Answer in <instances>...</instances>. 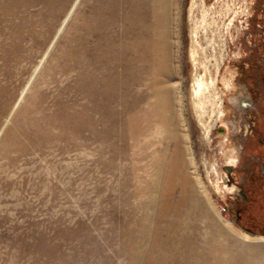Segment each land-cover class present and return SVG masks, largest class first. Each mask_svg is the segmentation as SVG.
I'll list each match as a JSON object with an SVG mask.
<instances>
[{
  "label": "rangeland",
  "instance_id": "obj_1",
  "mask_svg": "<svg viewBox=\"0 0 264 264\" xmlns=\"http://www.w3.org/2000/svg\"><path fill=\"white\" fill-rule=\"evenodd\" d=\"M252 2L173 0L171 66L163 79L174 117L169 131L177 136L171 148L176 141L181 145L183 159L190 162L187 172L196 181L193 187L204 195L201 230L207 229L208 236L211 226L219 225L262 241L264 234L237 222L228 206L234 189L225 181L229 161L235 157L229 135L235 124L230 102L235 101L237 62L251 42L247 21ZM204 6L206 22L193 37ZM196 39L204 45L213 39L215 49L196 51ZM204 64L217 82L196 97V77L204 74ZM7 68L11 66L0 58V87L8 82L2 74ZM134 89L139 93L141 84L136 83ZM25 108L12 121L5 117L0 123V166L5 167L0 173V264H143L152 232L143 224L142 206L149 197L144 192L147 177L139 161L142 157L134 154L137 149L132 145L127 149L113 138L101 141L100 124L80 133L74 121L65 127L60 140H43L44 134L37 131L41 129L26 122ZM144 108L146 104L129 115L119 108V113L128 116L111 117L124 126L128 117L133 124L131 134L140 144L155 135L160 123L152 114L145 119ZM31 110L36 113L34 107ZM90 116L100 119L95 113ZM32 133L37 134L31 137ZM52 133L59 132L53 129ZM21 146L28 151L17 153ZM114 146L128 158L117 157L110 163ZM213 167L217 170L211 171Z\"/></svg>",
  "mask_w": 264,
  "mask_h": 264
},
{
  "label": "bare ground",
  "instance_id": "obj_2",
  "mask_svg": "<svg viewBox=\"0 0 264 264\" xmlns=\"http://www.w3.org/2000/svg\"><path fill=\"white\" fill-rule=\"evenodd\" d=\"M172 3L0 0V58L11 66L2 73L8 82L0 87V123L5 117L12 121L26 107V122L41 129L37 131L44 134L43 140H60L65 127L74 121L80 133L100 124L101 141L113 138L127 149L134 146L147 177L144 192L149 199L142 206L143 224L152 232L143 264H264V240L230 233L219 225L211 226L208 236L207 229L201 230L204 195L193 187L196 181L187 172L190 162L183 159L181 145L176 141L171 148L177 136L169 131L174 117L163 76L169 75L171 66ZM202 9L204 16L193 27V37L206 22L207 10ZM213 42L210 39L204 45L196 39L193 47L207 53L215 49ZM216 82L204 64V74L196 77L195 96ZM136 83L141 84L139 93ZM79 96L85 101L80 102ZM142 104L147 105L145 119L152 114L160 123L155 135L140 144L131 134L133 124L128 117L125 126L111 117L125 118ZM119 108L128 115L119 113ZM53 129L59 133H52ZM22 147L17 153L28 151ZM110 149V163L117 157L128 158L119 146ZM3 172L5 167L0 166Z\"/></svg>",
  "mask_w": 264,
  "mask_h": 264
},
{
  "label": "flooded vegetation",
  "instance_id": "obj_3",
  "mask_svg": "<svg viewBox=\"0 0 264 264\" xmlns=\"http://www.w3.org/2000/svg\"><path fill=\"white\" fill-rule=\"evenodd\" d=\"M248 19L251 42L236 65L234 126L229 133L235 157L225 181L233 187L230 204L238 223L264 234V0H253Z\"/></svg>",
  "mask_w": 264,
  "mask_h": 264
}]
</instances>
